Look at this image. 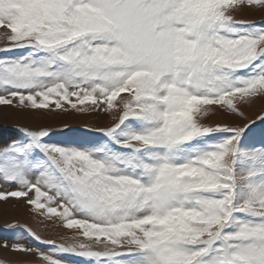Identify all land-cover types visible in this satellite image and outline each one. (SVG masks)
Masks as SVG:
<instances>
[{
    "label": "snow or ice",
    "instance_id": "snow-or-ice-1",
    "mask_svg": "<svg viewBox=\"0 0 264 264\" xmlns=\"http://www.w3.org/2000/svg\"><path fill=\"white\" fill-rule=\"evenodd\" d=\"M258 100L264 0H0V107L107 120L0 126V202L70 233L5 221L0 248L39 264H264Z\"/></svg>",
    "mask_w": 264,
    "mask_h": 264
},
{
    "label": "rangeland",
    "instance_id": "rangeland-1",
    "mask_svg": "<svg viewBox=\"0 0 264 264\" xmlns=\"http://www.w3.org/2000/svg\"><path fill=\"white\" fill-rule=\"evenodd\" d=\"M258 16V13L246 11L241 13L238 18L251 19L258 18ZM262 107H264V101L258 100L251 108L245 109V113L249 117H252ZM233 119L220 112L210 117V121L221 123H230ZM84 122H94L97 125L103 126L107 120L102 116H84L75 113H39L33 115L18 112L11 108L0 107V126L4 127L27 126L38 128L45 126L56 129L65 123L72 127H78ZM5 221H19L21 224H26L36 230L45 239L59 241L61 235H70V233H64L62 230L56 229L53 225L39 223L22 202H16L15 200H10L8 203L0 202V234L7 231L4 228ZM20 261H30L31 264H39L34 257L19 256L0 248V264H19Z\"/></svg>",
    "mask_w": 264,
    "mask_h": 264
}]
</instances>
